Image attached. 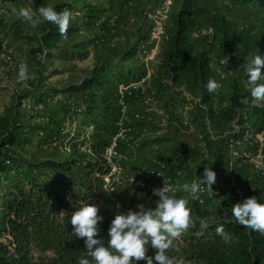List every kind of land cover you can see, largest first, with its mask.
Returning <instances> with one entry per match:
<instances>
[{"label": "rangeland", "instance_id": "rangeland-1", "mask_svg": "<svg viewBox=\"0 0 264 264\" xmlns=\"http://www.w3.org/2000/svg\"><path fill=\"white\" fill-rule=\"evenodd\" d=\"M47 5L57 12L70 11L66 36L50 22L33 28L12 11L25 7L38 16L37 9ZM179 21H185L194 52L205 55L212 77L222 85L204 107L198 93L181 96V83L158 72ZM263 32L264 0H0V161L24 168L74 159L84 164L94 158L96 147L114 176L144 191L146 208L155 207L159 198L153 189L164 185L170 195L188 199L194 220L210 219L217 200L226 195L238 194L236 203L251 196L264 202V126L250 113L259 100L251 97L246 83L247 62ZM21 64L35 78L19 82ZM88 80L98 85L85 88ZM135 82L162 90L160 100L168 105L173 101L168 94L178 93L184 105L183 99H190L191 116L205 117L222 135L220 143L239 154L237 178L220 173L209 153H196L201 164L195 171L193 158L180 162L174 110L154 111L146 124L143 119L128 120L130 96H125L129 83ZM231 140L238 141L239 148L228 147ZM182 165L185 171L179 173ZM204 167L216 172L214 192L209 195L202 185L196 194L184 193L181 186L199 181ZM17 170L11 169L7 179L1 174V182L13 185ZM261 259L264 264V254Z\"/></svg>", "mask_w": 264, "mask_h": 264}, {"label": "trees", "instance_id": "trees-1", "mask_svg": "<svg viewBox=\"0 0 264 264\" xmlns=\"http://www.w3.org/2000/svg\"><path fill=\"white\" fill-rule=\"evenodd\" d=\"M186 30L185 21H179L158 72L198 93L202 104H209L216 96L204 87L208 79L213 78L209 62L203 53L194 52ZM256 54L264 58V32ZM94 85L98 84L88 80L84 87ZM250 113L264 126V100H259V105ZM13 138L10 132L9 142ZM92 152L94 158L87 159L84 164L74 159L46 161L43 166L34 164L24 168L17 163L9 165L6 159L0 161V175L3 174L4 179L10 176L11 169H18L13 185H4L0 180V237L4 239L0 241V264H80L88 250L85 238L76 237L71 224L77 207L85 203L98 206V214L104 218L99 223V238L107 246L108 229L115 215L138 211V206L145 203L147 195L142 189L111 173V165L104 159L103 151L94 147ZM80 154L88 156L87 152ZM73 175L82 179L76 181ZM238 199L239 195L233 194L217 200L215 211L207 220L210 227L203 236L197 235L200 220H195L196 227L190 228L168 250L175 264L261 263L264 234L259 235L235 222L231 209ZM218 225H223L233 235L232 243L225 244L216 234ZM154 251L149 248L147 254L154 255Z\"/></svg>", "mask_w": 264, "mask_h": 264}, {"label": "clouds", "instance_id": "clouds-1", "mask_svg": "<svg viewBox=\"0 0 264 264\" xmlns=\"http://www.w3.org/2000/svg\"><path fill=\"white\" fill-rule=\"evenodd\" d=\"M12 11L33 28L43 22L58 26L61 36H66L72 21L70 11L57 12L51 5L40 6L37 9L38 16H34L25 7L18 9L13 7ZM256 53L247 62L246 83L251 97L264 100V58ZM228 60L229 57L226 55L224 63L227 64ZM29 78H35V73L30 74L28 66L21 64L17 80L23 82ZM204 87L209 94H214L219 92L222 85L216 79L209 78ZM216 183V172L211 167H204L199 181L184 183L181 187L184 193L196 194L201 191L203 185L211 195L214 192L212 186ZM153 195L159 198L155 207L146 208L144 205H139L138 211L128 210L115 215L108 229L107 246L99 238L101 231L99 223L104 218L98 214V206L85 203L77 207L71 216V224L74 226L75 236L85 238V246L88 250L86 257L80 260V264H138L140 261H144L145 264H154V261L158 264H175L168 250L173 240L190 228H195L196 222L185 196L170 195L165 185L153 189ZM231 215L237 224L264 234V202L259 201L256 196L235 203ZM209 227L208 222L201 219L197 235L203 236ZM215 232L225 244L232 243L233 235L226 231L223 225H218ZM149 248L155 250L154 255L147 254Z\"/></svg>", "mask_w": 264, "mask_h": 264}, {"label": "crops", "instance_id": "crops-1", "mask_svg": "<svg viewBox=\"0 0 264 264\" xmlns=\"http://www.w3.org/2000/svg\"><path fill=\"white\" fill-rule=\"evenodd\" d=\"M146 79H143L145 81ZM145 85L141 84V82L129 83L132 87L129 88L128 92L126 93L125 99L127 96L128 104H127V114L126 117L128 120L133 121L135 119H143L141 123L144 122L145 124L149 122L154 116V111L167 113L168 111H175L177 113L176 117H178V124L174 126L175 134H177V141L180 143L181 151L179 152V159L180 162L186 163L189 162L191 158H193V165L192 171H195L197 165L201 164V161H197V152L202 153H209L210 162L219 165L220 173L224 175L231 176V178L236 179L237 175L240 172L241 164L239 160V154L235 152H231V150L227 149L223 143H220V139L222 135H219L215 129L206 121V118L198 119L193 116L192 114V101L190 99H183L185 100L186 105L182 102H178V93L177 94H168L165 96H170L173 100L171 105L162 103L160 100L161 94H163L162 90H158V88L153 87L152 85H148V83H144ZM128 86V85H127ZM180 94L181 96H187L189 98H193V92L186 88L185 85L180 84ZM164 98V96H162ZM199 100V98H198ZM200 101V100H199ZM177 102V104H176ZM202 107L205 104H202ZM175 106L179 109V111L175 108ZM181 106V107H180ZM126 110V107H123ZM206 113L205 111L202 114ZM201 120H204V126L201 123ZM135 123V122H134ZM207 125V126H205ZM132 127L129 129H133ZM143 134H147L144 132ZM151 136V135H147ZM217 140L218 144L214 145ZM238 144V141L233 144L232 146L229 145L228 147H235ZM236 149L239 147H235ZM235 149V150H236ZM193 153V154H192ZM183 158V159H182ZM179 173L184 172L185 169L183 165L178 169ZM236 177V178H235Z\"/></svg>", "mask_w": 264, "mask_h": 264}, {"label": "built area", "instance_id": "built-area-1", "mask_svg": "<svg viewBox=\"0 0 264 264\" xmlns=\"http://www.w3.org/2000/svg\"><path fill=\"white\" fill-rule=\"evenodd\" d=\"M236 142H237L236 140H235V141H234V140H231V141H229V145L232 146V145L235 144Z\"/></svg>", "mask_w": 264, "mask_h": 264}]
</instances>
